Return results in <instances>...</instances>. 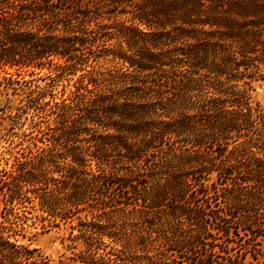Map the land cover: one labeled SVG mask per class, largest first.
I'll return each instance as SVG.
<instances>
[{"label": "trees", "instance_id": "16d2710c", "mask_svg": "<svg viewBox=\"0 0 264 264\" xmlns=\"http://www.w3.org/2000/svg\"><path fill=\"white\" fill-rule=\"evenodd\" d=\"M53 59L78 85L24 91L48 143L14 162L6 199L84 211V264L230 263L215 247L264 209V114L244 80L264 67V0H0V64ZM31 256L0 239V264H48Z\"/></svg>", "mask_w": 264, "mask_h": 264}, {"label": "rangeland", "instance_id": "374dc122", "mask_svg": "<svg viewBox=\"0 0 264 264\" xmlns=\"http://www.w3.org/2000/svg\"><path fill=\"white\" fill-rule=\"evenodd\" d=\"M104 14L103 22L125 19L124 15ZM57 63L59 61L53 59L51 63L38 65L0 64V239L30 250L31 259L43 258L48 264H84L79 257V251L84 249L83 243L70 239L78 232L76 215L82 217L84 211L64 220L40 210L35 201L23 198L21 203L8 201L6 194L2 193L5 191L3 181H7L14 162L25 159L48 143L40 140V131L46 127L45 114L36 112L26 103L25 92L30 89L50 90L53 96L45 94L43 101L53 102L78 85L79 71L54 77ZM53 77L56 82L51 86ZM244 80L249 83L251 104L264 114V67ZM210 179H215V172ZM259 211L260 225L255 226L252 234L239 228V237L232 236L233 240L226 243V252L215 247L214 250L223 257H231V262L225 259V264H264V209Z\"/></svg>", "mask_w": 264, "mask_h": 264}]
</instances>
